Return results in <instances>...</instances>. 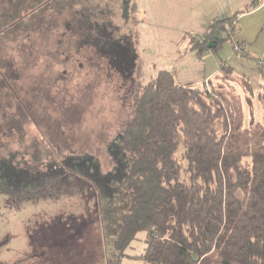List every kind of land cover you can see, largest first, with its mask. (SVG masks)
Returning <instances> with one entry per match:
<instances>
[{
	"label": "rangeland",
	"instance_id": "rangeland-1",
	"mask_svg": "<svg viewBox=\"0 0 264 264\" xmlns=\"http://www.w3.org/2000/svg\"><path fill=\"white\" fill-rule=\"evenodd\" d=\"M43 1L0 22V264H110L128 204L121 134L135 91L173 70L180 84L222 86L247 124L254 108L264 124L262 11L239 13L234 35L199 54L189 42L236 0H52L14 24ZM184 152L175 155L187 181ZM144 234L128 254L143 253Z\"/></svg>",
	"mask_w": 264,
	"mask_h": 264
},
{
	"label": "trees",
	"instance_id": "trees-1",
	"mask_svg": "<svg viewBox=\"0 0 264 264\" xmlns=\"http://www.w3.org/2000/svg\"><path fill=\"white\" fill-rule=\"evenodd\" d=\"M249 10L214 18L202 36L192 38L191 50L202 54L220 47L234 35L235 17ZM174 75L160 70L132 97L134 113L121 134L128 204L110 264L136 256L127 252L140 233H145L140 258L153 264H264V124L255 108L247 124L240 98L222 86L193 87ZM243 81L254 93L250 80ZM258 94L264 107V88ZM180 146L187 181L180 178L175 155ZM45 192L30 188L12 196L20 205Z\"/></svg>",
	"mask_w": 264,
	"mask_h": 264
},
{
	"label": "crops",
	"instance_id": "crops-1",
	"mask_svg": "<svg viewBox=\"0 0 264 264\" xmlns=\"http://www.w3.org/2000/svg\"><path fill=\"white\" fill-rule=\"evenodd\" d=\"M236 1H237V4L235 3L236 4L235 7L232 5L231 9L229 8L230 10L225 12V15L223 16V18H219V19H224V17H233V16H235V14L237 12H242L243 10H246L247 8L251 7V10L248 11L247 15L248 14L255 15V14H258V12L262 11L261 14L258 15V18L256 20L259 21L260 29L264 30L263 27H262V26H264V0H242V1L236 0ZM218 12H216L215 14H218ZM242 16H244V14H241L239 16V18L242 17ZM217 17L218 16H216L215 18H217ZM261 62H263V64H264V59L261 60ZM208 77H210V76H208ZM130 255H132V254H130ZM141 255H137L136 254V256H134V257L133 256L132 257H127V258H132V259H129L130 262H131L129 264H153V263H150L147 260H144V259L140 258Z\"/></svg>",
	"mask_w": 264,
	"mask_h": 264
},
{
	"label": "water",
	"instance_id": "water-1",
	"mask_svg": "<svg viewBox=\"0 0 264 264\" xmlns=\"http://www.w3.org/2000/svg\"><path fill=\"white\" fill-rule=\"evenodd\" d=\"M33 0H0V22L3 15H11L18 7H29Z\"/></svg>",
	"mask_w": 264,
	"mask_h": 264
}]
</instances>
